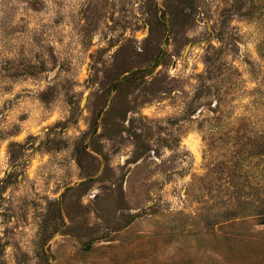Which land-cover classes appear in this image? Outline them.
<instances>
[{"label": "rangeland", "instance_id": "rangeland-1", "mask_svg": "<svg viewBox=\"0 0 264 264\" xmlns=\"http://www.w3.org/2000/svg\"><path fill=\"white\" fill-rule=\"evenodd\" d=\"M0 264H264V0H0Z\"/></svg>", "mask_w": 264, "mask_h": 264}]
</instances>
